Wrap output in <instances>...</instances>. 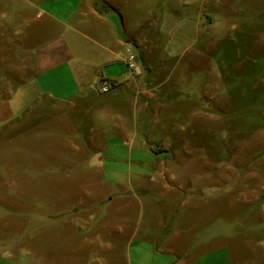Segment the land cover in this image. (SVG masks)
I'll list each match as a JSON object with an SVG mask.
<instances>
[{
  "label": "crops",
  "instance_id": "1",
  "mask_svg": "<svg viewBox=\"0 0 264 264\" xmlns=\"http://www.w3.org/2000/svg\"><path fill=\"white\" fill-rule=\"evenodd\" d=\"M182 2L0 0V174H31L57 234L97 191L84 264H264V167L258 147L248 165L238 150L258 130L263 73L234 48L213 57ZM222 129H239L237 148L209 150ZM57 238L38 242L47 264H65Z\"/></svg>",
  "mask_w": 264,
  "mask_h": 264
},
{
  "label": "rangeland",
  "instance_id": "2",
  "mask_svg": "<svg viewBox=\"0 0 264 264\" xmlns=\"http://www.w3.org/2000/svg\"><path fill=\"white\" fill-rule=\"evenodd\" d=\"M166 1L167 10L172 9L174 0ZM186 1L189 5L185 6L182 2L179 8L184 12H195L199 16L200 40L207 38L210 41V38H213L216 41L213 57L218 59L229 57L231 48L239 54L242 53L241 55L246 52L247 68L254 73L256 71L263 73L261 80H258V87L264 88V0ZM231 39H234L232 41L236 43L233 46L228 43ZM209 46L212 48L211 42ZM198 67L200 78L208 76L207 73H212V67ZM235 77L232 76L233 79L227 81L228 92L235 88L241 89L238 86L241 84L239 78ZM199 81L201 83V80ZM260 93L258 95V130L251 134L250 140L240 143L238 150L241 154L240 162L244 163L245 160L248 165L254 164L255 158L250 156L251 152L258 147L257 165L264 167V90ZM200 104L203 103L200 102ZM244 107L245 101L238 105L235 111L227 113V111L219 110V113L223 116L227 114L226 116L238 117L241 116V111L239 113L236 110H242ZM237 132L239 133V129H232V136H238ZM241 133L243 134V131ZM228 134L230 130L211 131L213 140L209 143V150L216 151L218 147L224 145L230 150L237 148L233 140L231 141L233 144H227ZM24 169H29V166ZM30 182L31 174L29 173L0 174V264H47L46 251H42V249L47 250V247L41 248L38 242L42 240L46 243L49 237H58L59 245H62L63 240L70 245L65 248H55L56 251L61 252L55 253L56 261L64 260L65 264H84V260L95 262L96 256L90 252L95 244V235L93 223L88 214L94 212L95 203L98 200L97 191H87V197L81 206H70V214L76 217V221L70 223V229H65V232L59 231L58 235L55 231L60 230L59 227L55 230L53 223L47 222L45 215L41 218L38 216V214L47 213L46 191H39L42 205L38 204L37 200L32 199L34 191L30 189ZM228 221L225 226L230 230L235 226V221ZM63 251L65 253L62 254Z\"/></svg>",
  "mask_w": 264,
  "mask_h": 264
},
{
  "label": "built area",
  "instance_id": "3",
  "mask_svg": "<svg viewBox=\"0 0 264 264\" xmlns=\"http://www.w3.org/2000/svg\"><path fill=\"white\" fill-rule=\"evenodd\" d=\"M130 59H132V57H130ZM131 63V62H130ZM132 65V64H131ZM111 88V85L106 83V82H103L101 83L100 87H99V90L101 92H105V91H108L109 89Z\"/></svg>",
  "mask_w": 264,
  "mask_h": 264
}]
</instances>
